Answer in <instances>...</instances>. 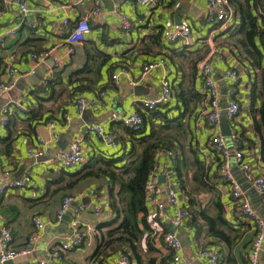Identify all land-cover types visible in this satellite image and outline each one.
Returning <instances> with one entry per match:
<instances>
[{"label": "crops", "instance_id": "0c3cea01", "mask_svg": "<svg viewBox=\"0 0 264 264\" xmlns=\"http://www.w3.org/2000/svg\"><path fill=\"white\" fill-rule=\"evenodd\" d=\"M27 1L33 8V13L25 18L26 20H22L16 7H6L3 0H0V11L3 12L0 17V33L5 32L7 28H17L15 35L0 40V78L11 63L22 71L17 87L0 97V159L3 162L0 167V183L26 174L32 176L31 184L24 188H11L0 199V226L7 225L11 230L14 236L13 247L21 250L30 246L33 249L27 259L13 264H38L40 260H48L50 264H103L119 258L122 254H128L129 248L121 242H116L101 255L94 256L102 235L111 226L118 224H112L115 218L112 207L100 214L94 213L95 204L98 202L111 203L107 183L103 178H88L81 181L71 192L61 191L54 195L48 193V186L51 190L56 188L57 183L53 182L61 176L62 169L75 172L84 165L78 168H63L56 163L54 156L59 151H69L72 142L77 139H80L88 150L86 163L94 156L121 155L123 148L131 145V134L116 117L136 110L144 112L139 99L156 97L161 92V82L165 76L171 80L174 90V97L169 105L173 113L177 112L178 107H182L176 96L179 84L192 80L195 89L204 94L203 82L198 72L202 60H209L212 64L221 94H226L227 100L231 96V82L224 74L229 68L235 67L239 70L238 96L242 107L235 129L242 134L244 132L247 159L259 173H264L259 136L252 130L253 117L248 109L251 83L255 78H259L260 68L250 65L247 54L238 42L240 38H244L245 32H241L244 23L238 4L232 3L235 9L234 24L227 30L211 36V28L204 24L208 0H161V5L153 9L143 24H134L130 30L122 29L121 15H127L134 21L144 18V12L147 10L145 6L131 1L119 3L116 0H106L102 16L92 23L89 37L76 46L73 54H69L63 38L57 34L61 19L67 15L74 20L78 19L92 9L94 0H85L76 6L72 0ZM241 1L247 3L246 0ZM248 3L252 14L262 23L264 0H249ZM34 22L37 23L36 27L30 25ZM185 22L193 27L194 41L190 47L182 46L180 42L170 45L163 35L161 41L152 43L150 36L158 32V29L163 30L167 26H177ZM256 42L264 56V46L259 39ZM94 48L105 56L88 61L89 52L92 57ZM43 51H50L45 63L32 58L33 53ZM55 57L62 58L61 68H51L54 66ZM160 57L166 59V67L160 66L142 78L144 64ZM87 64L91 67V71L87 73L89 81L83 82L86 89L78 91L74 85H79V82L71 81L70 75ZM50 68L53 69L54 76L46 87L45 76ZM122 69L127 72L122 73ZM115 73L119 74L116 80L113 78ZM137 88L139 89L136 90ZM223 90L227 91L222 93ZM101 91L106 94L101 96ZM80 92L98 99V102L82 115L75 109V98ZM8 102L11 104L9 120L7 124H3L2 109ZM66 112L72 116L70 122L65 121ZM186 120L188 130L185 144L187 147L192 146L200 156L212 187L210 191L194 192L193 195L212 215L216 213L214 203H222L224 217L231 227V242L210 235L203 219L198 220L200 224H204L201 230L197 224L192 223L190 196L182 188V178L176 163L174 169L177 172L178 187L186 198L190 212L187 224L178 231L183 244L182 255L195 264H209L200 259L199 255L203 249L212 247L220 251L221 260L218 264H248L257 224L243 215L239 204L234 203L230 183L221 172V167L228 164L230 173L239 183L231 171V156L223 158L211 149L210 137L213 130L208 123V106L205 99L196 104ZM50 121L55 124L54 128L48 124ZM95 123L104 125L107 130L116 134L119 141L117 148L106 146L90 131L89 126ZM53 132L57 133V137H52L50 144H40V137L49 139ZM8 136L12 137L11 143L2 141ZM42 146L45 147L43 156L35 157L29 154L30 149ZM165 151L156 159L159 181L163 175L162 170L174 165ZM174 151L180 159V148L176 146ZM236 168L241 178L245 176L243 184H239L264 220V195L258 192L239 164ZM191 177L192 171L189 172V178ZM91 189H98L102 195L98 199L92 198L89 192ZM75 195L83 196L75 199L79 201V206L71 209V203L66 213L59 217L58 211L64 198ZM161 200L166 203V216L164 220H158L155 227L152 226L151 238L155 237L153 242L158 248L155 254L170 256L171 252L165 247L159 234L172 228L173 207L165 193L162 194ZM81 205L85 209L79 211ZM148 206L150 207L149 203ZM36 214L40 215L45 225L38 231L36 240L31 243L29 237L36 231L32 217ZM76 227L83 232L84 243L81 247L65 252L62 250V244L73 236ZM145 243L144 240V249ZM57 251L61 252L62 260L52 258V253ZM261 262L264 264V251Z\"/></svg>", "mask_w": 264, "mask_h": 264}, {"label": "built area", "instance_id": "2783aa9c", "mask_svg": "<svg viewBox=\"0 0 264 264\" xmlns=\"http://www.w3.org/2000/svg\"><path fill=\"white\" fill-rule=\"evenodd\" d=\"M85 0H72L73 5L83 3ZM119 3L125 1H131L135 4L145 6L147 9L144 12L145 17L132 20L127 15H121V27L123 30H130L134 24H143L147 17L152 14L153 9L161 5V0H116ZM173 2L174 0H169ZM106 0H94V5L90 11L78 19H72L70 16H65L61 19L60 25L57 29V34L63 38V43L67 47V52L73 54L78 44L83 43L92 32V23L97 17L102 16L103 9ZM6 7H16L20 18L26 20L33 13V8L30 6L27 0H3ZM0 11V17L2 16ZM235 21V9L231 0H208L204 24L206 27L211 28V36L218 34L230 28ZM31 26L36 27L37 23H30ZM17 32L16 27L7 28L5 32L0 33V40L7 36H13ZM162 35L166 38L168 44L174 45L180 42L182 46L190 47L194 41L193 27L190 23L185 22L177 26H167L163 28ZM50 56V51H43L40 53H33L32 58L42 62H46ZM62 58H54V66L51 67L61 68ZM167 61L164 57H160L154 61L144 64L142 70V78L147 76L152 70L162 66L166 67ZM49 69L45 76V86L49 85L53 79V69ZM34 73V71H32ZM122 73H126V69H122ZM199 76L203 82V93L205 94V102L208 106V123L213 130L210 137L211 149L221 155L223 158L229 157V149L227 146V138L229 137L233 144V151L235 153V159L241 168L246 172L248 178L252 180L258 192L264 195V173H259L253 166L250 160L247 159L244 150V144L241 138V134L235 128L237 119L241 112L242 104L239 100L240 91V73L235 67L229 68L224 77L231 82L230 98L227 100V107L224 111L221 101V93L218 80L215 77V73L212 64L209 60H202L198 67ZM22 76V71L13 63L7 65L5 72L0 78V97L4 94H9L13 91ZM119 74L113 75L114 80L118 79ZM105 91H101L100 95L104 96ZM174 97V90L171 80L165 76L161 82V92L154 98L142 97L139 99V103L144 112L132 111L130 113L117 116L116 119L120 120L128 129L133 132H139L144 124V114L150 110H154L161 105L170 104ZM11 102V101H10ZM10 102L4 105L2 111V122L7 124L10 115ZM98 102L97 98L89 97L84 94H79L75 98V109L82 115L89 107L94 106ZM71 114L66 112L64 118L66 122L71 121ZM224 117L226 120H224ZM50 127L54 128L55 124L50 121L48 123ZM233 129H232V128ZM90 131L106 146L110 148H117L119 141L113 132L107 130L104 125L95 123L89 126ZM229 131V133L227 132ZM52 137H57V133L53 132L51 138L40 137L39 142L42 145L50 144ZM88 150L80 139L74 140L70 146L69 151H59L55 154L54 160L58 165L63 168L80 167L87 161ZM163 151H159L157 156ZM174 165L170 168L162 170L164 176V182L159 181V171L157 169V163L154 167L149 180L146 184V196L148 214L153 220V225L156 226V222L164 220L166 216L165 209L166 203L161 200L162 194L167 195L169 204L173 207V213L171 216L172 228L167 231H162L159 236L163 238L165 247L171 252L170 264H195L190 259L182 255L183 244L179 236L178 231L184 227L190 217L189 208L186 198L180 193L178 187V177L175 168L177 163L178 154L174 150L165 151ZM29 154L35 157H41L45 154V147L42 146L37 149H30ZM3 166V162L0 159V167ZM221 172L226 176L230 183V191L234 203L239 204L240 210L243 215L256 221L257 232L253 241L251 250L248 255V264H262L261 255L264 251V220L258 213V211L252 206L250 200L242 188V186L234 179L229 171L228 164L221 167ZM32 183V176L26 174L20 178H14L12 180L3 181L0 183V199L11 188H24ZM90 195L92 198L98 199L102 192L98 189H91ZM83 195V194H82ZM81 195V197H83ZM79 195L67 196L64 198L61 208L58 211V216L62 217L73 200L81 198ZM110 201L98 202L95 204L94 213L100 214L103 210L110 209ZM82 205L78 208L79 211L84 210ZM32 221L35 224L36 231L32 232L29 241L33 243L37 238L39 230L44 228V222L40 215L36 214L32 217ZM156 230V229H154ZM14 236L7 225L0 226V263L5 264L8 260H13L20 255H29L33 249L28 246L24 249L18 250L13 247ZM84 243V234L80 228L75 229L71 238L66 240L62 244V250L65 252L71 251L75 248L81 247ZM200 259L207 261L209 264H218L220 262V251L217 248H205L199 255ZM52 258L62 260L63 256L60 251L52 253ZM38 264H50L48 260H40ZM103 264H132L130 256L128 254H122L119 258L112 261H106Z\"/></svg>", "mask_w": 264, "mask_h": 264}, {"label": "trees", "instance_id": "16d2710c", "mask_svg": "<svg viewBox=\"0 0 264 264\" xmlns=\"http://www.w3.org/2000/svg\"><path fill=\"white\" fill-rule=\"evenodd\" d=\"M248 1L246 0L247 3H244L241 0H231L232 3L238 4L244 23V27L241 28V32L245 31L244 38H240L238 42L247 54L250 65L260 68L259 78H255L251 83L250 107L248 109L253 117L252 130L259 136L261 158L264 160V56L256 42L259 39L264 46V14H260L261 23L252 14ZM150 38L152 43L161 41L162 29H158V32L151 35ZM94 50L92 57L88 51L90 56L88 61L105 56L100 50L95 48ZM90 71L91 67L87 64L86 67L76 70L70 75L71 81L79 82V85H74L75 89L78 91L86 89L83 82L89 81L87 73ZM176 96L182 103V107H178L177 112L173 113L169 104L161 105L150 110L148 114H144L145 121L139 132L128 129L131 134V145L123 148L121 155L91 157L75 172L62 169L61 176L53 182L57 183L56 188L51 190V187L48 186V193L54 195L61 191L71 192L81 181L88 178H103L106 181L111 207L115 213L112 224H118L111 226L102 235L94 256L101 255L114 243L121 242L129 248L128 255L132 264L170 263L171 256L155 254L158 248L153 242L155 237L151 238L152 218L148 214L146 184L156 166L157 153L174 150L176 146L181 150V157L177 158V170L182 178V188L190 196L192 223L197 224L200 230L205 224L210 235L219 240L231 242V232L229 231L231 227L224 217L222 203L219 201L214 203L216 213L212 215L207 208L198 203L193 195L194 192L210 191L212 188L209 176L205 172L206 167L200 156L192 146L187 147L185 144L188 130L186 119L194 111L196 104L205 99V94L198 92L191 80L189 83L178 85ZM240 134L244 144V132ZM2 141L11 143L12 137L3 138ZM190 171H192L191 178H189ZM199 219H203L205 223L200 224ZM161 239L163 241L162 236ZM144 240L146 242L145 249L143 247Z\"/></svg>", "mask_w": 264, "mask_h": 264}, {"label": "rangeland", "instance_id": "374dc122", "mask_svg": "<svg viewBox=\"0 0 264 264\" xmlns=\"http://www.w3.org/2000/svg\"><path fill=\"white\" fill-rule=\"evenodd\" d=\"M223 85H224V83H223ZM228 87H229V84H228ZM138 89L139 88H137L136 90H138ZM227 90H228V88H227ZM226 91L223 90L222 93H224ZM220 93H221V90H220ZM221 101H222V106L226 110V107H227L226 94H221ZM227 146H228V149H229V155L232 158V160H231V163H232L231 171H232L233 175L235 176V178L239 181V183L243 184V177L245 178V176L243 175V177L241 178L240 174L238 173V170L236 168V165H238L237 164L238 162L235 159V153L233 151V144H232V141H231V139L229 137L227 138ZM71 206H72L71 209H74V208L78 207L79 206V201L73 200ZM69 214H71V213L69 212ZM220 260H221V257H220Z\"/></svg>", "mask_w": 264, "mask_h": 264}, {"label": "water", "instance_id": "95a60500", "mask_svg": "<svg viewBox=\"0 0 264 264\" xmlns=\"http://www.w3.org/2000/svg\"><path fill=\"white\" fill-rule=\"evenodd\" d=\"M224 120H226L225 117H224ZM227 132L229 133V131H227ZM20 177H18V178H20ZM160 181H161V183L164 182V176L163 175L160 176ZM28 257H29V255H20V256L16 257L15 259H13V260H8L5 264H13L14 262H18L20 260L27 259Z\"/></svg>", "mask_w": 264, "mask_h": 264}]
</instances>
